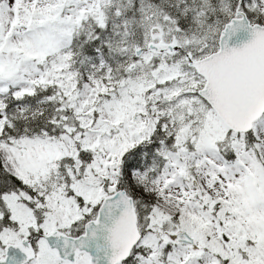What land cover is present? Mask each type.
<instances>
[{
  "label": "rangeland",
  "instance_id": "obj_1",
  "mask_svg": "<svg viewBox=\"0 0 264 264\" xmlns=\"http://www.w3.org/2000/svg\"><path fill=\"white\" fill-rule=\"evenodd\" d=\"M239 3L0 0V160L23 184L0 194L1 256L3 245L33 236L37 253L29 264H67L48 251L43 235L78 232L121 184L142 209L146 234L132 264H264V115L248 134L229 131L197 96L204 79L195 70L180 57L165 61L144 50L162 32L205 57L217 50ZM241 9L264 24V0H242ZM128 10L130 18L119 16L111 37L117 36L114 54L126 46L133 67L127 65L124 83L115 73L112 88L109 70L99 64L100 36H110L109 20ZM86 42L94 44L88 56L79 53ZM135 44L143 48L138 56ZM34 86L43 88L31 91ZM40 90L53 104L52 125L6 135L4 128ZM154 118L161 127H175L167 135L173 139L143 156L137 145L151 137L146 131ZM131 149L128 172L120 170ZM129 159L141 160L134 167L144 163L158 171H130ZM179 230L195 248L173 242ZM78 264H89L87 256L80 254Z\"/></svg>",
  "mask_w": 264,
  "mask_h": 264
},
{
  "label": "water",
  "instance_id": "obj_2",
  "mask_svg": "<svg viewBox=\"0 0 264 264\" xmlns=\"http://www.w3.org/2000/svg\"><path fill=\"white\" fill-rule=\"evenodd\" d=\"M218 45L216 52L189 65L205 80L199 95L229 129L245 133L264 113V25H251L244 12L236 11L222 29ZM148 50L171 53L175 47L158 43L149 44ZM140 53L137 48L135 56ZM138 239L136 214L125 190L102 199L82 235L71 237L58 230L43 235L48 250L69 264H77V254H86L89 264H117L129 256ZM174 240L195 245L182 231ZM34 257L29 238H24L20 244L5 247L0 264H26Z\"/></svg>",
  "mask_w": 264,
  "mask_h": 264
},
{
  "label": "flooded vegetation",
  "instance_id": "obj_3",
  "mask_svg": "<svg viewBox=\"0 0 264 264\" xmlns=\"http://www.w3.org/2000/svg\"><path fill=\"white\" fill-rule=\"evenodd\" d=\"M121 15L123 16V19L124 20H127V19L130 18L129 10L125 14H119V15H117L116 19L109 20V22L107 24V26L110 28V32H111L110 36H108V37H106V36H100V38L102 39V46L100 47L101 48L102 57L99 60V64H100V67H104L105 69L109 70V72L106 74V76H108V81H107L106 85H109V86L111 85L112 88H113V84L115 82V81H113L114 80L113 78H114V74L115 73L117 74L118 80L119 81H122L123 83L125 82L124 78L128 75V71H126V67L129 64L128 60H129L130 54H129V52L126 49V46H123L122 49L120 50V52H117V54H114V51L116 50V48H114V51H113V39L114 38H117V36H112L111 37L113 30H115V27H114L115 21ZM123 25H120L119 26L118 31H122V26ZM127 32H129V30ZM158 42L171 43L172 40L171 39L170 40L167 39L165 37V35L161 32L160 33V37L159 38H156L154 42H149V44H155V43H158ZM137 46H140V45L135 44V47H137ZM178 46H179V49L177 50V52L175 54H172V55L171 54H152L151 57L152 58L157 57L156 59L160 58V59L165 60V61H167V59H170L171 56L174 57V58L180 57V59L184 62L186 68H189L187 66L186 61H185V58H186V54L187 53H189L193 59H200L198 56H195L192 52H189V51H186L185 49H182V47L179 44H178ZM141 50H143V48H141ZM135 51H136V49H135ZM134 58H135V56H134ZM132 67H133V64L130 63L129 64V70L132 69ZM193 73H194V71H193ZM194 74H195L196 78H199L202 81V79H201L200 76H198L196 73H194ZM201 85H202V83H201ZM180 93L183 94L184 91L181 90ZM176 95L178 96L179 94H176ZM197 96H198V94H197ZM167 101H168L167 99L162 98V103H167ZM200 101L202 102V104H206L202 99H200ZM155 105L156 104H154V107H155ZM135 118H138V117L135 116ZM154 120H155V122H154ZM145 126H147V123L145 124ZM157 127H158V129H157ZM174 128L175 127L174 126H171V125L170 126L161 127L160 124L158 123V121H156V118L150 120V122H149V129L146 131V133L149 136L152 137V140H150L151 137H144L143 139H141L140 143L137 145V148L145 147V148H149V149L152 148L154 150L156 147L158 148L161 145H164V146L168 147L170 145V142L172 141L173 137H170V136H167V135L170 134V133H172L175 130ZM153 133H154V135L152 136ZM161 137H162V141H161ZM153 145H154V147H153ZM132 151H133V149L127 150L126 154L123 156V160L121 159V161H120L121 164L122 163H125V160L129 156L132 155ZM129 160L131 162L130 165L132 166L133 163H135V160L134 159H129ZM124 165L125 164H123V166ZM151 171H154V168ZM14 190L15 191H18L16 189H14ZM69 195L74 200V196H75L74 192L71 191V190H69ZM77 199L79 200V202L81 201L79 196H77ZM2 227L3 226H0V228H2ZM140 230H141L142 236H144L143 228H141V226H140ZM58 231H60V230H58ZM60 232H62V231H60ZM66 233H64V234H66V235L70 234L68 236L77 237L78 235H82L84 233V227L81 226L79 228V231L78 232L75 231V232H66ZM27 238H29L30 245L33 247L34 251H36L35 245H34V243L32 241V240H34V237L33 236H29ZM8 244H10V243H8ZM8 244H6L5 246L4 245L2 246L1 253L3 251V256H1V254H0V259H2L4 257V250H5V247ZM84 255H86V254H84ZM78 259H79V255L76 258L77 264H78ZM31 261H29L26 264H29ZM61 262H63V261H61ZM65 263L69 264L68 262H65ZM88 263H89V261H88Z\"/></svg>",
  "mask_w": 264,
  "mask_h": 264
},
{
  "label": "trees",
  "instance_id": "obj_4",
  "mask_svg": "<svg viewBox=\"0 0 264 264\" xmlns=\"http://www.w3.org/2000/svg\"><path fill=\"white\" fill-rule=\"evenodd\" d=\"M131 1L137 2L138 0H131ZM88 47L89 48L91 47L90 50L94 49V44L90 42H86L84 44V50L87 49ZM84 50H83V44H82V50L79 53L82 55L86 54L88 56L89 49L85 50V52ZM47 93L48 91L40 90L36 94L28 97V102L26 103V105H28V109H26V111L24 110L25 112L23 111L22 114H19V113L16 114L17 117H19V119L11 122L10 126L4 128V130H6L5 134L8 136H15L17 133V130L19 129L28 130V129H31L33 126L35 127H37L38 125L43 126L44 123L46 126L52 125V123H50L49 120H51V118L53 117V104H51V102H46V100H44V97L47 95ZM135 162L138 163V162H141V160L137 159L135 160ZM123 164L124 163L121 164L120 170L125 169L128 172V170L126 169V166H123ZM130 166L131 165H129L128 167ZM132 168H134V166H132ZM128 179L129 177H127V181ZM119 186H123V185L119 184ZM21 188H23V184L21 180L14 177L10 172H8L3 167L1 160H0V194L5 193V192H10L13 189L19 190ZM141 210L142 209L140 208V211ZM4 221H6V219H4Z\"/></svg>",
  "mask_w": 264,
  "mask_h": 264
},
{
  "label": "bare ground",
  "instance_id": "obj_5",
  "mask_svg": "<svg viewBox=\"0 0 264 264\" xmlns=\"http://www.w3.org/2000/svg\"><path fill=\"white\" fill-rule=\"evenodd\" d=\"M229 131H232L233 132V130H231V129H228ZM15 253V252H14ZM16 255V254H15ZM13 258H16V257H13Z\"/></svg>",
  "mask_w": 264,
  "mask_h": 264
}]
</instances>
